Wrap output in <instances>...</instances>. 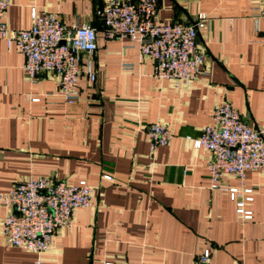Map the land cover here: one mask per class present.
<instances>
[{
  "label": "crops",
  "instance_id": "crops-1",
  "mask_svg": "<svg viewBox=\"0 0 264 264\" xmlns=\"http://www.w3.org/2000/svg\"><path fill=\"white\" fill-rule=\"evenodd\" d=\"M107 1L12 0L5 17L10 29H30L33 10L54 13L68 26H95L98 49L82 60L96 72L95 83L81 77L80 100L66 104L60 78L48 73L28 82L25 56L0 38V192L30 177L70 185L85 180L95 188L91 207L56 232L55 246L40 256L44 264H193L207 249L215 264H264V173L221 180L225 189L255 190L245 206L253 218L245 220L228 192L211 190L210 155L193 144L226 101L264 130L260 4L160 0L159 23L192 24L202 13L210 20L198 30L202 74L176 85L154 78V61L141 60L137 42L106 39L97 12ZM153 124L174 135L154 151ZM4 217L0 204V264H36L37 254L6 245Z\"/></svg>",
  "mask_w": 264,
  "mask_h": 264
},
{
  "label": "built area",
  "instance_id": "built-area-1",
  "mask_svg": "<svg viewBox=\"0 0 264 264\" xmlns=\"http://www.w3.org/2000/svg\"><path fill=\"white\" fill-rule=\"evenodd\" d=\"M254 1L260 4L255 18L258 25L264 23V0ZM159 3L160 0H108L97 17L103 23L107 40L131 39L138 43L141 60L154 61L156 80L190 85L202 74L205 55L198 30L209 26V17L199 14L192 24L159 23ZM11 5L12 0H0V38L9 46L15 44L25 56L27 81L34 84L45 74L53 73L60 78L58 95L64 103L78 102V80L86 76L91 83L96 81V72L86 69L82 62L84 56H91L98 49L96 27L89 23L68 26L57 14H38L33 10L30 29L12 30L5 22ZM148 134L152 151L168 146L174 137L163 124H153ZM193 144L210 155L207 170L211 190L228 192L238 213L251 220L252 212L246 211L245 206L254 201L255 190L225 189L220 183L225 176L243 181L251 170L264 173V130L247 124L235 106L226 101L216 107L212 122ZM105 178L112 180L110 176ZM94 192L95 188L85 180L70 185L47 177H30L10 191L0 192L6 245L33 252L39 256L36 264H44L40 256L55 246L56 232L70 228L76 212L91 207ZM193 264H215L212 251L205 250Z\"/></svg>",
  "mask_w": 264,
  "mask_h": 264
},
{
  "label": "trees",
  "instance_id": "trees-1",
  "mask_svg": "<svg viewBox=\"0 0 264 264\" xmlns=\"http://www.w3.org/2000/svg\"><path fill=\"white\" fill-rule=\"evenodd\" d=\"M101 23H102V21H101ZM103 24V23H102ZM104 27V26H103Z\"/></svg>",
  "mask_w": 264,
  "mask_h": 264
}]
</instances>
